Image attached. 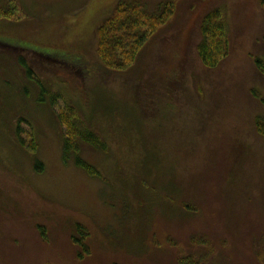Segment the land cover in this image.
<instances>
[{
	"label": "rangeland",
	"instance_id": "obj_1",
	"mask_svg": "<svg viewBox=\"0 0 264 264\" xmlns=\"http://www.w3.org/2000/svg\"><path fill=\"white\" fill-rule=\"evenodd\" d=\"M118 1L0 0V44L16 48L0 45V264H177L186 254L264 264V74L253 63L264 59V0H176L122 70L96 53ZM142 1L154 10L163 0ZM214 7L229 48L207 68L196 45ZM18 56L61 94L55 105L36 101ZM66 105L107 142L105 152L81 143L102 178L62 160ZM77 222L88 229L80 258Z\"/></svg>",
	"mask_w": 264,
	"mask_h": 264
},
{
	"label": "trees",
	"instance_id": "obj_2",
	"mask_svg": "<svg viewBox=\"0 0 264 264\" xmlns=\"http://www.w3.org/2000/svg\"><path fill=\"white\" fill-rule=\"evenodd\" d=\"M175 2L176 0H163L157 4L154 10H149L142 0H119L112 13L96 30V53L99 62L110 69L119 70L133 65L147 39L172 16ZM6 16L4 15V17ZM199 31L201 38L196 45V53L205 67L214 68L227 56L229 48L228 33L220 7H214L203 14ZM0 45L14 48L5 44ZM17 61L23 69L25 77L38 87L39 94H37L36 101L47 103L50 106L55 105L61 98V94L59 92L49 93L41 81L35 80L34 72L24 57L18 56ZM253 63L257 70L264 74V59L256 56L253 58ZM28 92V88H23V96H28ZM257 97L264 104V96ZM57 118L65 128L61 145L62 160L67 162L72 158L74 165L87 175L102 178L100 170L81 156V143L105 152L107 151V142L94 129L84 125L75 109L70 105L61 109L57 113ZM255 129L258 134L264 135V117L255 119ZM15 133L18 138V126ZM30 147L32 150L34 149L32 142ZM33 168L36 171L43 169L39 159L36 158ZM71 237L78 246L77 256L80 258L87 255L89 246L86 241L88 238L86 226L77 222ZM177 264L203 263L193 254H186L178 259Z\"/></svg>",
	"mask_w": 264,
	"mask_h": 264
}]
</instances>
